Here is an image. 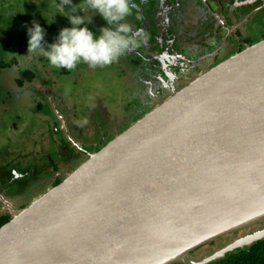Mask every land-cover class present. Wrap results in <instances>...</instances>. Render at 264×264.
I'll use <instances>...</instances> for the list:
<instances>
[{"label":"water","instance_id":"obj_1","mask_svg":"<svg viewBox=\"0 0 264 264\" xmlns=\"http://www.w3.org/2000/svg\"><path fill=\"white\" fill-rule=\"evenodd\" d=\"M177 87L0 227V264H211L264 223V38Z\"/></svg>","mask_w":264,"mask_h":264},{"label":"flooded vegetation","instance_id":"obj_2","mask_svg":"<svg viewBox=\"0 0 264 264\" xmlns=\"http://www.w3.org/2000/svg\"><path fill=\"white\" fill-rule=\"evenodd\" d=\"M132 14L133 17L130 15L126 18L127 22L134 30L142 29L146 39L138 48L122 55L116 62L118 73L136 71L135 78L141 80L148 93L153 94L147 109L168 97L177 87L176 80L192 79L264 38V0H140L137 11ZM96 23L92 25L95 30L105 22L101 19ZM66 73L71 77L77 74V69L66 70ZM40 84L45 90L39 87ZM23 86L25 94L30 93L42 102V106L52 114L55 126L60 129L59 139L52 141L57 148L55 154L45 150L48 164L53 156L56 157L54 162L58 163L56 169L43 178L50 179L53 186L63 181L65 171L71 172L76 162L82 160V164L89 155L98 152L122 128L129 127L146 111H139L131 120H124L122 125L111 129L114 124L108 120L106 110H90L86 120L91 117V122L89 126L84 125L86 131L83 133L78 130L82 125L77 120L73 123L65 108L67 118L64 116L63 106L56 102L52 85L46 78L24 82ZM97 121L103 126L98 127ZM21 167V172L16 168L9 171V184L6 188L0 185V195L15 211L29 204L25 200L29 194L14 195L15 190L8 189L9 185L18 182L20 190H29L30 186L24 188L23 184H26L25 179H30V170ZM15 187L18 191L19 186ZM6 214L11 218L10 211L0 202V215Z\"/></svg>","mask_w":264,"mask_h":264},{"label":"rangeland","instance_id":"obj_3","mask_svg":"<svg viewBox=\"0 0 264 264\" xmlns=\"http://www.w3.org/2000/svg\"><path fill=\"white\" fill-rule=\"evenodd\" d=\"M55 36L56 33L51 32L50 36L47 37V42L51 43L52 38ZM17 59L23 61L22 57H17ZM115 64L116 61L109 65L110 69L108 70L106 68H103L102 70L96 68L93 69L84 64L81 68V73L74 77H70L69 74L66 73V70L53 68L49 66L48 63H46L45 67L40 65L39 70L41 75H43V77L52 85V92H54L56 102L60 106H63L62 110L64 116L67 118V114L65 113L66 110L69 117H72L71 121L73 123L74 120H77L79 125H82V128L78 130H82L83 133H85L86 128L84 125L89 126L91 117L87 120L86 124H83L82 122L88 117L87 113L90 110H106L107 115H109L108 120L111 124H114L110 128L115 129L122 125L124 120H131L139 111L141 113L152 99L153 94L148 93L142 82L139 83L138 79L135 78L137 77L136 71H120L123 75L121 76V74L118 73L119 68L115 66ZM49 76L52 78L50 79ZM11 83L12 78L10 76L5 75L0 77V89H2L0 97L2 93H4V96L0 98V103L8 100L13 101L15 97L14 94L20 97L14 101L12 108L7 110L8 112L2 111L4 110L3 108H7L9 104L0 105V154L4 157L6 155L5 149L11 148V157L14 160L19 157V155L23 157L22 160H15V164L19 163V165L25 166L29 169L31 167L40 166L43 163L48 164L47 158L41 155L45 150H41V148L45 147L47 153L53 152L55 154L57 148L54 147L52 141L59 139L60 129L59 127H55V122L52 120V114L37 103V97L33 98L30 93L25 94L26 92H24V89H19L17 84L13 87ZM9 86H12V88ZM39 87L44 89L41 84ZM3 89H6L5 92H3ZM25 89L28 90L27 88ZM21 94L24 95L22 98ZM80 117H82V119H80ZM95 118L98 120L97 116H95ZM14 125L18 126L19 131H14L11 128L14 127ZM97 126L99 127L103 125L97 121ZM113 126H115V128ZM75 128H78V126ZM55 129L58 130L55 131L56 133L54 132ZM28 140L29 142H33V146H24ZM36 152H40V155L36 154ZM31 153L36 154L33 163H31L33 159H29V154ZM23 161H27V164ZM80 162H82V160H80ZM80 162H76L71 170L73 171L76 169L80 165ZM60 166L62 167L63 164ZM49 167L50 166H47L48 169ZM65 172L66 174L70 173L68 171ZM49 180L38 178L35 180L38 182L30 185L34 180L31 178L25 179L26 184H23V186L24 188L30 186L29 190L22 191L19 187V190L15 191L14 195L23 194V196H27L29 194L25 200L30 203L33 199L42 194L44 190L53 187ZM262 227H264V223H260L248 229L254 228L253 230H257ZM242 231L243 230L220 236L214 241L192 251L190 257L194 260L201 259L218 248H221L223 245L245 235L239 233Z\"/></svg>","mask_w":264,"mask_h":264},{"label":"trees","instance_id":"obj_4","mask_svg":"<svg viewBox=\"0 0 264 264\" xmlns=\"http://www.w3.org/2000/svg\"><path fill=\"white\" fill-rule=\"evenodd\" d=\"M58 2L59 0H57V3ZM73 3H79V0H73ZM131 3L134 5V7L132 8V12H136L140 4V0H131ZM58 11L59 9L56 8V0H0V77H3L5 75L10 76L12 78L11 84L13 87L15 86V84H17L19 88L23 89L24 82L27 81L33 82L35 80L41 81V79L44 80L43 75H41L40 73L39 67L40 65H42V67H45L47 61L43 57L29 58L27 56H23L27 54V46H28L27 28L31 27V22L33 20L37 21L41 25V27L45 29V40L47 41L48 40L47 37L50 36L51 32H55L57 35L58 31L61 28L71 26L67 18L62 16L64 15V12H60V14H56L53 18V13ZM131 17H133L132 13H131ZM101 19L102 18L99 15L93 16L92 24L89 25V27L92 28L93 31H95L92 25L100 21ZM53 39L54 38H52V41ZM17 57H22L23 61L18 60ZM83 65L84 64L78 65L76 68L77 74L72 75L71 77L77 76L79 73H81V68L83 67ZM115 66H117V62ZM103 68H106L107 70L110 69L109 66ZM103 68H96V69L102 70ZM138 82L140 83L141 80L138 79ZM12 86L9 87L12 88ZM5 90L6 89H3V92H5ZM0 92H2V89H0ZM3 94L4 93H2L1 97L4 96ZM23 94H21V98L22 96H24ZM14 95L15 97L13 101L8 100L0 103V105L9 104L7 108H3L4 110L2 112L5 111L8 112L7 110H10V108H12L14 101L20 98L16 94ZM37 103L42 106V102L40 100H38ZM147 108L148 107L145 108L146 111L143 112L142 116L150 109H152V107H150L149 109ZM11 128L14 131H19L17 125H14V127ZM125 128L126 126L124 127V129ZM56 129L54 130V132L58 131ZM122 130L123 128L121 129V131ZM32 143H33L32 141L29 142L28 140L24 146L26 147L28 145V147H31L33 146ZM41 150H46V149L45 147H42ZM5 153L6 155L4 157H2V154H0L1 156L0 185L6 188L7 184H9L8 183V175H10L9 171L12 168H16L20 172L23 171V168L21 166H18L19 163L15 164L14 162L15 160H19V159L22 160L23 157L19 155V157H17L14 160L11 157V153H12L11 148L5 149ZM36 154L40 155V152H36ZM36 154L34 153L29 154V159H33L31 163L34 162V156ZM41 155L45 157V152L42 153ZM27 161H23V162H26L27 164ZM54 161H56V157L53 156L51 157V163L48 165L43 163L40 166L31 167L30 169L27 168V170H30V173L28 172L30 178L34 180L32 183H30V185L35 182H38L35 181L38 178L43 179L46 177L45 174L55 170L56 169L55 167L58 165V163L57 162L55 163ZM47 166H50L49 167L50 170L47 168ZM15 186L21 187V185H18V182H16V184L14 185L13 184L9 185L8 189H14L15 191H17V188ZM9 219L10 217L7 214L0 215V227L4 225L6 222H8ZM253 229L254 228L243 230L242 232L239 233L247 234L249 232L254 231ZM211 264H264V240L256 242L252 244L250 247L235 250L231 253H228L224 258L216 262H213Z\"/></svg>","mask_w":264,"mask_h":264},{"label":"clouds","instance_id":"obj_5","mask_svg":"<svg viewBox=\"0 0 264 264\" xmlns=\"http://www.w3.org/2000/svg\"><path fill=\"white\" fill-rule=\"evenodd\" d=\"M131 0H59L56 14L64 12L70 27L61 28L51 43L45 40V29L33 20L27 28L29 58L43 57L49 66L72 71L80 64L103 68L140 46L146 39L142 29H133L126 18L132 13ZM99 15L104 25L93 31L92 17ZM83 124L87 120H83Z\"/></svg>","mask_w":264,"mask_h":264}]
</instances>
